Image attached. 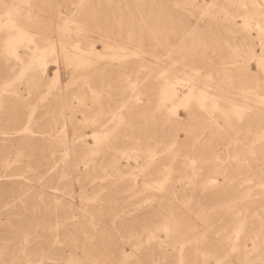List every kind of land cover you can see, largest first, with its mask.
Here are the masks:
<instances>
[{
	"label": "rangeland",
	"instance_id": "1",
	"mask_svg": "<svg viewBox=\"0 0 264 264\" xmlns=\"http://www.w3.org/2000/svg\"><path fill=\"white\" fill-rule=\"evenodd\" d=\"M117 3L118 5H116ZM29 4L32 5L31 8H29ZM160 9L163 11L162 14ZM211 9L213 11H211ZM16 14L21 16L23 20ZM25 17L29 19V23L26 22L27 20ZM30 24L34 26L31 27ZM80 24L90 26L91 28L96 26V29L98 28L99 31L105 33V38L96 36V41L88 40L87 33L80 30ZM27 25L29 27H26ZM58 26L64 28V32H66L64 33L63 48L58 39L51 38L52 36L49 32L51 28L57 33L56 29ZM10 28L26 30L27 36L33 42H24L25 44L22 45H30L29 49L32 50L34 47V51L30 52L29 50V53H24V48L21 49L22 47H19L17 48L16 57L4 53L7 45L6 42L14 41L12 40V36H9V33H12ZM193 29L195 31H193ZM260 31L263 33H259ZM0 34V132H15L19 130V133L16 132L11 134V137L16 136V138H22V140L26 137V141L29 142V147L21 151V155L19 156L21 161L18 159L19 162H15L16 165L13 164L15 166L12 165L13 171H11V174H20L16 176L17 178L13 177L12 179L16 180L15 182H21V185L20 188L19 186L10 188L9 191L11 192L9 194L13 193V196L16 198L17 196H19V198L21 197V202L14 201V203H12L13 210H6L0 215V245L3 243L6 244L5 238H7L9 234L21 232L24 229L21 226L17 228V221L19 219L25 221L28 218H32L37 221L36 223L41 224L40 221L43 222L46 214H51L49 215L51 217L54 212L55 214L59 213L62 207V214L69 213V206L72 202L77 207L74 213L77 217L75 219L80 225L78 227V232L72 230L68 225L66 233H64L61 228L55 232L52 229L50 239L49 241L47 239V245L45 247L41 244L42 241L39 237V239L36 238L38 240L35 239L33 244H26L23 239H21L22 245L19 244L16 247L14 243H9V249L5 251V254H7L6 257L13 256L14 264H29L30 261L35 264H62L59 261L53 263V261H55L53 259H43V262L42 260L40 261L45 255L49 257L52 256L50 253H52L53 250V235L57 236L60 241V243H55L54 246L59 255L62 254L63 257L68 259L71 253L76 254L77 261L73 264H96V262L99 264H119L120 262L117 258L119 248H123L129 255H134V258H130V261H127L128 263L126 264H146L147 262L148 264H153L151 258L160 255L162 249L158 251V248H163V246H161L163 242L168 241L166 233L158 227L163 216H165L169 223V231L174 234V239L169 241L175 242L174 244L166 243V249L169 250L170 254H173L174 251L172 247L178 249L182 247L183 244V254L191 257L194 247V244H192L194 243L193 238H199V235L202 236L204 231L205 236H207L209 231V220H211V218H213V220L216 219L215 223L219 222L217 224L222 225L223 219L220 220L219 218L225 216L220 211L213 210L215 212L210 213V197L202 198V193H207L206 195H208V193L212 192V189H214L213 183H209L208 181L210 174L204 172L202 168L214 169L215 166L213 171L217 174L215 175L217 185L222 187L227 183V181L223 179L224 174V176L233 178L234 180L230 179V183L233 185V189L231 188L228 192L230 196H233L234 193L237 192L235 191L233 193L236 189V185H239L238 187H242L243 185L244 187H240V190L244 197L239 195V200L231 202V206L234 210L248 209L249 213H251V215H249L248 211H246V215L251 219L248 222L253 221L255 224H258L260 219V221H264V185H260L256 180L250 181L253 176H251L252 174L248 170L251 169L254 171L261 167L262 169L259 175L264 171V52L261 50V45L259 43V39L262 40L261 42H264V0H220V2L219 0H0ZM106 41L111 43L113 41L111 44L112 48L107 49L104 46ZM131 41L134 43L140 42L144 49H148L147 52L143 55L137 46L134 47L133 44H130ZM248 44H253L252 48L256 54L254 55L255 58L253 57L254 59L250 54ZM205 45L207 47H205ZM42 50L43 52H41ZM52 50L54 53L51 54ZM36 51L37 54H35ZM239 51H242V53ZM30 53L31 56L33 55V58H30ZM238 56H241V58ZM261 56L263 57L262 60L258 58ZM237 57L239 59L238 61ZM243 57L245 59H249L250 57L251 60L245 61ZM36 58L38 62L40 60V62L37 63L39 67L42 64L46 66L47 69L44 74L41 71V67L39 68L38 66L32 69L33 72H31L32 70L30 69L19 71L21 68L18 65L22 63L21 61H33L36 63ZM235 59L237 64L234 62ZM41 60L43 63H41ZM256 61L258 62L256 63ZM240 63L243 64V66ZM169 67H180L181 71H183V73L181 72L180 74V77H182L179 81L174 79L169 83L175 87L178 97L186 94L190 89H193L192 92L195 97L192 100L193 102L191 101L189 107L191 117L188 119L184 113V104L182 105L181 103V105L179 104L180 106L172 104L178 100L177 97L174 98L175 100L165 103L167 110L161 107V89L164 83L163 81L165 80H162L163 76L165 77L162 70L166 73ZM239 67H241V69ZM229 69L231 71L228 73L227 71ZM224 70H227L225 71L226 75ZM245 70L246 73L243 72ZM94 75H96V79H99V84H97L98 82L93 84L89 81L91 78H94ZM195 81H198L199 84L196 85V83H194ZM132 84H135V86H132ZM193 86H195V90ZM211 86L216 89L212 90ZM108 88L110 89L107 90ZM218 91H223V96L227 93L235 94V105L230 107L226 104V101L220 97L221 94ZM60 95L63 97L70 96L71 106L69 108H63L64 123L62 122V125L64 126L57 125L59 129L53 132L50 130L53 121L52 97ZM79 95H82L83 99ZM109 95L113 100L109 101L108 97H106ZM119 96L120 98L130 96V101L125 107L115 104L116 98L118 97L117 99H120ZM97 97L100 98L98 99ZM198 98L200 100H198ZM81 100H83V102ZM215 103L217 105H215ZM240 103H242V105ZM79 105L84 108L82 109ZM241 106H243L244 109ZM119 107H121L120 110ZM31 108L32 111H28L29 109L31 110ZM136 108L137 110H135ZM108 109H110V111ZM173 111H176L177 116L173 114ZM174 117L178 120L179 125ZM85 119L88 120L86 121ZM105 119L109 122L106 127H96L97 123ZM119 124L121 125L119 126ZM172 124L173 126H171ZM62 127H64V129ZM95 129L99 131V135L97 136L99 139L96 138ZM59 130L63 131V134H61L62 132H59ZM51 132L52 134H50ZM57 132L60 133V136ZM17 134H20V136ZM1 135H3V137L7 136L0 133V145L6 143V141H2L3 137ZM135 136L137 139V147L138 149L140 147L142 151L141 156L137 159L136 164L133 159L129 160V169L131 170L129 172L132 173H129V177L124 178L120 175L119 171H116V169L110 165L111 156L109 152L107 153L109 150H103L102 147L113 143L114 146H121L122 149H124V155H127L128 151H131L132 154L133 149L136 148L133 143V138ZM173 136L176 137V141L182 145L183 149L179 150L177 148V143L176 146L175 144L174 146L170 145V140L173 139ZM64 137L65 141L62 139ZM124 137L127 138L124 139ZM83 141L87 147H85V150L87 149L89 152L92 151L96 153L91 154L90 158L87 157V155L89 156L90 154L85 156V161L90 159V163L87 161L89 164L79 165L81 170L84 169L83 172L85 174L82 176L81 180L77 181V173L72 172L73 174H70L69 181H65L67 184L65 186L60 185L61 183L55 185V191L52 190L54 184L51 183L50 178L45 181V187H41L37 179L45 173V170L47 171V169H49L50 171V149L53 147L51 145H55L56 143V150H59L57 149V143L61 144L64 142L65 144L67 143L66 145L69 149L72 147L74 151H79V148H83L81 144L78 143ZM97 141L98 144L100 142L99 146L103 145L101 147L97 146L100 149L96 147L95 143H97ZM102 142H104V144ZM172 147L174 148L172 149ZM44 150L47 152L45 162L40 164L42 158L41 151ZM234 151L243 153V157L240 159L241 163L238 162L236 164L227 165L226 160L228 162L232 159L231 155ZM61 152L64 154V151H59L55 155V159L57 160V166L62 167L65 161H62L64 155ZM70 153L71 151L69 150V153L66 154L67 157L65 156L69 162L72 159V154ZM99 153L103 155V157L99 156ZM184 157H186L184 161L185 164H181V160ZM205 160L206 162H204ZM93 161L96 162L94 163L95 166H93ZM100 161L102 162L101 165H99ZM121 161L125 162L124 159H121ZM198 161L203 162V164H198ZM104 167L108 169L104 170ZM222 168L224 170L228 168L230 171L221 173ZM85 169H87V171ZM5 171L6 174L10 173L9 170L8 172L7 170ZM142 171H145V173ZM83 172L81 171V174ZM93 173L95 175H93ZM139 174L142 175L140 176ZM176 175L177 178L181 177V179L176 180ZM255 175L258 174L256 173ZM191 176L192 178L195 176L198 178L195 177L196 179L194 181V178L189 179ZM20 177H22L23 180H21ZM130 177H132L131 179H136L139 184L138 188L135 190L130 189L131 187L128 185V178L130 180ZM153 180L155 181L152 182ZM188 180L190 182H188ZM246 180L248 184H246ZM181 182L183 183L181 184ZM187 183L190 184L188 185ZM186 184L188 188L185 187ZM149 185L152 186L153 189L152 187L149 189ZM191 185L194 186L197 198L200 200L198 204L189 201L190 197H188L187 193ZM203 185L204 188L199 187ZM24 188H26L25 191ZM39 189L45 190L43 191L45 193L43 195L44 203L42 204L37 197L40 191ZM202 189L204 192H202ZM132 190L134 192H132ZM171 191L179 195L186 193L187 196L185 200L183 197H174L171 195ZM61 193L64 195L63 200H61V198L55 199V202L53 201L54 199L50 200L52 198L51 195L59 196ZM157 193L158 195H154ZM244 193L246 195L248 193L250 196H246ZM141 195L144 196L141 197ZM133 197H135L134 201L132 200ZM153 198H155V200H153ZM145 199L147 200L143 204ZM37 200L40 203H38ZM7 201H10V199ZM57 203H60V207L52 211L58 205ZM46 208L50 209L44 212V210H47ZM199 208H202L204 213L196 211ZM56 210H58V212H56ZM120 210L122 212L124 211L123 217L119 215L122 214ZM241 212L243 211H239L240 215L237 213L240 221L237 220V222L234 223L235 226H233L231 230L232 233L230 232L231 242L229 241L230 243H228L229 246L225 252V260L229 264H248V262L249 264H254L255 262V264H264V246H256V240L253 238L250 239L244 232H240V236L238 235L237 237L238 227L236 226H239L238 224L240 222H244L243 213ZM255 212L257 216L259 215L261 217L259 220L258 218H253V213ZM88 214L91 216L90 218L94 219L92 221L94 223V230H92V225H90ZM233 214L237 216L235 212H233ZM174 218L176 219L174 220ZM51 219L52 217L50 218V222ZM109 223L111 224V227H109L112 229L108 227ZM112 225H115V228L114 226L112 227ZM95 226L98 228L96 229ZM37 228L36 231L40 232V227L38 226ZM145 228L147 231H145ZM154 228L157 230L155 231ZM114 229H116V231H113ZM123 230L129 233L132 232L131 234H134L136 237L131 238V241L129 240L128 243V241L125 240L126 237ZM190 230L194 232H190ZM150 231L154 233L156 238L158 237L160 239L159 242L156 243L151 239H147L148 237L145 234ZM217 233L219 234V232L212 230V236L210 235V238L215 239L218 235ZM115 236L121 240H118ZM65 237L66 241L64 239ZM158 238L154 239V241H158ZM146 240L148 242L151 240L152 243L151 241L148 243ZM74 241H78L80 246L75 252L72 247L74 246ZM23 244H25V246ZM233 244H237V250L233 247ZM13 246L15 248L14 250L11 248ZM138 248L139 251H137ZM41 251H43L42 254L40 253ZM35 254H37L38 258ZM96 256H99L98 260H96ZM27 257L29 258L28 261H26L28 259ZM244 258L247 262H245ZM257 258H259L260 262ZM8 259L9 258H7V260ZM47 261L49 263H47ZM191 262V260L186 261L188 264ZM208 263L214 264V261L210 260Z\"/></svg>",
	"mask_w": 264,
	"mask_h": 264
},
{
	"label": "bare ground",
	"instance_id": "2",
	"mask_svg": "<svg viewBox=\"0 0 264 264\" xmlns=\"http://www.w3.org/2000/svg\"><path fill=\"white\" fill-rule=\"evenodd\" d=\"M27 1V0H26ZM125 1V0H124ZM138 1V0H137ZM144 1V0H143ZM218 1V0H217ZM155 2V1H154ZM219 2H220V0H219ZM110 3V2H109ZM18 4V3H17ZM80 4V3H79ZM189 4V3H188ZM116 5H118V3L116 4ZM27 6V5H26ZM32 7V5L31 4H29V8H31ZM150 7V6H149ZM176 7V6H175ZM193 7V6H192ZM207 7V6H206ZM205 7V8H206ZM59 8V7H58ZM161 8V7H160ZM188 8V7H187ZM137 10V9H136ZM160 11H161V14H162V10L160 9ZM210 11V10H209ZM211 11H213L212 9H211ZM23 12V11H22ZM64 12V11H63ZM208 12V11H207ZM27 13H28V11H27ZM143 13V12H142ZM201 13V12H200ZM18 14V13H17ZM16 14V15H17ZM29 14V13H28ZM57 14L59 15V13H58V11H57ZM27 15V14H26ZM57 15V16H58ZM226 15H228V14H226ZM17 16H19V15H17ZM29 16V15H28ZM27 17V16H26ZM26 17H25V19H26ZM216 17V16H215ZM219 17V16H218ZM229 17V16H228ZM233 17V16H232ZM263 17V16H262ZM19 18L21 19V20H23V18H21V16H19ZM211 18V17H210ZM208 19V18H207ZM217 19V18H216ZM27 21L26 22H28V18L26 19ZM234 20V19H233ZM65 21V20H64ZM67 21V20H66ZM212 21V20H211ZM228 21V20H227ZM232 21V20H231ZM250 22V21H249ZM29 23V22H28ZM31 23V22H30ZM212 23V22H211ZM234 23V22H233ZM232 23V24H233ZM5 24V23H4ZM10 24V23H9ZM172 24V23H171ZM251 24V23H250ZM256 24V23H255ZM31 25V27L32 26H34L33 24H30ZM81 26H79V28H80V30H82V31H84V32H86L87 33V38H88V40L90 39V41L91 40H95L96 39V36L98 37H102V38H105V33H103V32H101V31H99V29L97 28L96 29V26H93L92 28L90 27V26H87V25H84V24H80ZM207 25V24H206ZM210 25V24H209ZM216 25V24H215ZM234 25V24H233ZM249 26V25H248ZM247 26V27H248ZM26 27H29L28 25L26 26ZM172 27V26H171ZM192 27V26H191ZM246 27V28H247ZM94 28V29H93ZM195 28H196V26H195ZM258 28V27H257ZM11 29V28H10ZM260 29V28H259ZM12 30V33L10 34L9 33V36H12V40H14V41H12V42H6V47H5V50H4V53H6V54H9V55H12V56H14V57H16V55H17V48H19V47H22L21 49H23L24 48V53H29V46H24V45H22V44H25L24 42H27V43H29V42H33L28 36H27V31L26 30H20L19 28H14V29H11ZM79 30V31H80ZM172 30H173V28H172ZM217 30V29H216ZM56 31H57V33H55L54 32V30H52L51 28H50V34H51V38H55V39H58L59 40V42H60V44H61V47L63 48V43H64V33H66V32H64V28H62L61 26H58L57 27V29H56ZM193 31H195L194 29H193ZM259 31V30H258ZM262 31H263V29H262ZM262 31H260L259 33H261ZM185 32V31H184ZM183 32V33H184ZM191 32V31H190ZM246 32V31H245ZM202 33V32H201ZM263 33V32H262ZM194 34V33H193ZM220 34V33H219ZM1 35V34H0ZM231 35V34H230ZM263 35V34H262ZM261 35V36H262ZM198 36H200V35H198ZM243 36V35H242ZM197 37V36H196ZM220 37V36H219ZM154 38V37H153ZM1 39V38H0ZM199 39V38H198ZM219 39V38H218ZM72 40V39H71ZM166 40V39H165ZM165 40H164V42H165ZM48 41V40H47ZM96 41V40H95ZM129 41V40H128ZM210 41V40H209ZM250 41V40H249ZM259 43H260V45H261V50L264 52V42H261L262 40H260L259 39ZM51 42V41H50ZM99 42H100V40H99ZM200 42V41H199ZM251 42V41H250ZM26 43V44H27ZM49 43V42H48ZM48 43H47V45H48ZM112 43H113V41H112ZM111 42H108V41H106L105 43H104V46L107 48V49H109V48H112V44ZM202 43V42H201ZM242 43V42H241ZM1 44V43H0ZM51 44V43H50ZM89 44H91V43H89ZM130 44H133V46L134 47H138L140 50H141V52L143 53V55L147 52V50L148 49H144V47L142 46V44L140 43V42H137V43H134V42H130ZM244 44V43H243ZM4 45V44H3ZM2 45V46H3ZM79 45V44H78ZM249 45V44H248ZM252 45L253 44H251V45H249V51H250V54L252 55V58L254 57V55H256L255 54V52H254V49L252 48ZM57 46V45H56ZM182 46V45H181ZM180 46V47H181ZM230 46V45H229ZM240 46V45H239ZM239 46H236V47H239ZM52 47H53V45H52ZM190 47V46H189ZM204 47V46H203ZM202 47V48H203ZM205 47H207L206 45H205ZM235 47V46H234ZM244 47V46H243ZM247 47V46H246ZM61 48V49H62ZM171 48V47H170ZM224 48H226V47H224ZM248 48V47H247ZM246 48V49H247ZM0 49H1V47H0ZM33 49H34V47H33ZM30 50V52L31 51H34V50ZM144 49V50H143ZM181 49V48H180ZM3 50V49H2ZM36 50V49H35ZM232 50H234V49H232ZM238 50H239V48H238ZM240 50H241V47H240ZM231 51V50H230ZM248 51V50H247ZM41 52H43V50L41 51ZM239 52H241L242 53V51H239ZM40 53V52H39ZM38 53V54H39ZM52 53H54L53 52V50L51 51V54ZM232 53H233V51H232ZM241 53H237V54H241ZM35 54H37V51H36V53ZM44 54V53H43ZM42 54V55H43ZM50 54V55H51ZM27 55V54H26ZM45 55H46V53H45ZM247 55V54H246ZM263 55V54H262ZM152 56V55H151ZM245 56V55H244ZM250 56V55H249ZM7 57V56H6ZM27 57V56H26ZM29 57V56H28ZM33 58V55L31 56V53H30V58ZM42 57V56H41ZM43 57H44V55H43ZM48 57V56H47ZM128 57V56H127ZM132 57V56H131ZM236 57V56H235ZM234 57V58H235ZM238 57H240L241 58V56H238ZM238 57H237V61L239 60L238 59ZM19 58V57H18ZM17 58V59H18ZM38 58V57H37ZM36 58V59H37ZM134 58V57H133ZM144 58H146V57H144ZM233 58V57H232ZM244 58V57H243ZM247 58V57H246ZM255 58V57H254ZM253 58V59H254ZM258 58H261L260 60H262V56L261 57H258ZM257 58V59H258ZM4 59V58H3ZM35 59V60H36ZM45 59V58H44ZM166 59V58H165ZM230 59V58H229ZM245 59V58H244ZM249 59H250V57H249ZM248 58L247 59H245V61L247 60H249ZM10 60V59H9ZM21 60V59H20ZM31 60V59H30ZM34 60V59H33ZM145 60V59H144ZM170 60V59H169ZM251 60V59H250ZM5 61V60H4ZM45 61V60H44ZM168 61V60H167ZM244 61V60H243ZM22 63H20L18 66L21 68V70H19V71H22V70H32V69H34L35 67H37L38 65H37V63H39L40 62V60H39V62H38V59H37V61H36V63H34L33 61H21ZM231 62V61H230ZM233 62V61H232ZM234 62L237 64V62H236V59L234 60ZM258 61H256V63H257ZM41 63H43L42 62V60H41ZM149 63V62H148ZM234 63V64H235ZM245 63V62H244ZM261 63V62H260ZM45 64H46V62H45ZM152 64V63H151ZM177 64V63H176ZM241 64V63H240ZM259 64V63H258ZM242 66H243V64H241ZM247 65H248V63H247ZM246 65V66H247ZM6 66V65H5ZM164 66H166V65H164ZM163 66V67H164ZM210 66V65H209ZM233 66V65H232ZM258 66V65H257ZM39 67V66H38ZM41 71H42V73L44 74L45 72H46V66L44 65V64H42L41 66ZM39 67V68H40ZM235 67V66H234ZM237 67V66H236ZM264 67V66H263ZM111 68V67H110ZM227 68H229V67H227ZM226 68V69H227ZM240 69H241V67H239ZM12 69H13V67H12ZM15 69H17V68H15ZM139 69V68H138ZM231 69H232V67H231ZM243 69V68H242ZM83 70V69H82ZM233 70V69H232ZM244 70V69H243ZM37 71V70H36ZM225 71H227V70H224V72ZM229 71H231L230 69L227 71L228 73H229ZM31 72H33V70L31 71ZM153 72V71H152ZM181 72L183 73V71H181V68L179 67H177V68H174V67H169V68H167V72L165 73L163 70H162V73H163V75H165V77L163 76V78H162V80H164L163 82V86H162V89H161V95H162V98H161V102H160V104H161V107H163V109H165V110H167L166 109V107H165V103L166 102H171V100H175L174 98L175 97H177L178 98V100H176L174 103H172V104H175V105H181V103H182V105L183 106H185V114H186V117H187V119L188 118H190L191 117V111H190V104H191V101L194 99V94H193V92H192V90L193 89H190L186 94H184V95H182V96H180V97H178L177 96V93H176V89H175V87H173V85H170L169 83L171 82V80H176V81H179L180 79H181V77H180V74H181ZM195 72V71H194ZM197 72V71H196ZM199 72V71H198ZM243 72H245L246 73V70L245 71H243ZM27 73H28V71H27ZM161 73V74H162ZM240 73V72H239ZM160 74V75H161ZM5 75V74H4ZM131 75V74H130ZM225 75H226V72H225ZM162 76V75H161ZM208 76V75H207ZM46 77V76H45ZM217 77V76H216ZM223 77H225V76H223ZM58 78V77H57ZM102 78V77H101ZM126 78V77H125ZM207 78V77H206ZM227 78V77H226ZM234 78V77H233ZM244 78V77H243ZM45 79V78H44ZM109 79V78H108ZM224 79V78H223ZM58 80V79H57ZM103 80V79H102ZM122 80V79H121ZM212 80V79H211ZM230 80V79H229ZM231 80H232V77H231ZM230 80V81H231ZM234 80V79H233ZM6 81H8V80H6ZM81 81V80H80ZM90 82H92L93 84H96L97 82V84H99L100 83V81H99V79H96V75H94V78H91L90 80H89ZM148 82V81H147ZM159 82V81H158ZM229 82V81H228ZM255 82H256V80H255ZM258 82V81H257ZM30 83V82H29ZM29 83H27V84H29ZM56 83H58V82H56ZM74 83V82H73ZM135 83V82H134ZM156 83V82H155ZM194 83H196V85L197 84H199V82L198 81H195ZM215 83V82H214ZM213 83V84H214ZM5 84V83H4ZM4 84H3V86H4ZM90 84V83H89ZM93 84H91V85H93ZM184 84V83H183ZM216 84V83H215ZM262 84V83H261ZM11 85V84H10ZM21 85V84H20ZM84 85H85V83H84ZM88 85V84H87ZM131 85V84H130ZM135 86V84H132V86ZM257 85V84H256ZM50 86V85H49ZM73 86V85H72ZM83 86V85H82ZM86 86V85H85ZM238 86H240V85H238ZM194 87V90H195V86H193ZM212 87V90L213 89H216L215 87H213V86H211ZM232 87V86H231ZM47 88H48V86H47ZM56 88V87H55ZM89 88V87H88ZM159 88V87H158ZM161 88V87H160ZM240 88V87H239ZM4 89V88H3ZM18 89V88H17ZM61 89H63V88H61ZM110 88H108L107 90H109ZM257 89H258V87H257ZM35 90V89H34ZM90 90H91V88H90ZM89 90V91H90ZM113 90V89H112ZM220 90V89H219ZM12 91V90H11ZM31 91V90H30ZM37 91V90H36ZM48 91V90H47ZM46 91V92H47ZM14 92V91H13ZM35 92V91H34ZM110 92V91H109ZM220 94H221V96L220 97H222L225 101H226V104H228L230 107H232L233 105H235V100H236V95L235 94H231V93H227L226 95H224L223 96V91H218ZM15 93V92H14ZM59 93V92H58ZM105 93V92H104ZM118 93V92H117ZM239 93V92H238ZM1 94V93H0ZM4 94H6V93H4ZM57 94V93H56ZM77 94V93H76ZM119 94V93H118ZM35 95V94H34ZM103 95H105V94H103ZM248 95V94H247ZM257 95V94H256ZM27 96H29V95H27ZM77 96V95H76ZM81 98H82V95H79ZM97 96V95H96ZM99 96V95H98ZM138 96V95H137ZM30 97V96H29ZM106 97H108V99H109V101H111V100H113V98L112 97H110V95L109 96H106ZM110 97V98H109ZM141 97V96H140ZM218 97V96H217ZM250 97H252V96H250ZM53 98V121H52V128L50 129L51 131H53V132H56L58 129H59V127H57V125H60V126H64V125H62L64 122H63V108H69L71 105V98H70V96H65V97H63L62 95H60V96H54V97H52ZM73 98V97H72ZM75 98H77V97H75ZM98 98V97H97ZM96 98V99H97ZM100 98V97H99ZM98 98V99H99ZM118 98V97H117ZM116 98V100H115V104L116 105H118V106H121V107H125L128 103H129V101H130V96H125L124 98H120V96H119V98L120 99H117ZM200 98V97H199ZM198 98V100H200ZM241 98H244V97H241ZM80 99V98H79ZM83 99V98H82ZM139 99V98H138ZM202 99V98H201ZM260 99V98H259ZM74 100V99H73ZM146 100V99H145ZM205 100V99H204ZM21 101V100H20ZM76 101V100H75ZM82 102H83V100H81ZM80 101V102H81ZM178 101V102H177ZM220 101H221V99H220ZM219 101V102H220ZM1 102V101H0ZM79 102V101H78ZM96 102H97V100H96ZM108 102V101H107ZM193 102V101H192ZM199 102V101H198ZM215 102V101H214ZM92 103V102H91ZM177 103V104H176ZM197 103V102H196ZM200 103V102H199ZM217 103V102H216ZM215 103V105H217ZM26 104V103H25ZM80 104V103H79ZM138 104V103H137ZM146 104V103H145ZM169 104V103H168ZM241 105H242V103H240ZM74 105H75V103H74ZM179 105V106H180ZM212 105H213V103H212ZM25 106V105H24ZM28 106V105H27ZM80 106V105H79ZM78 106V107H79ZM83 106V105H82ZM101 106V105H100ZM108 106V105H107ZM137 106V105H136ZM206 106V105H205ZM240 106V105H239ZM247 106V105H246ZM33 107V106H32ZM49 107V106H48ZM81 107V106H80ZM103 107V106H102ZM121 107H119V110H120V108ZM138 107V106H137ZM182 107V106H181ZM242 108H243V106H241ZM240 107V108H241ZM249 107V106H248ZM11 108V107H10ZM28 108V107H27ZM75 108V107H74ZM82 109L84 108V107H81ZM109 108V107H108ZM180 108V107H179ZM183 108V107H182ZM199 108V107H198ZM251 108V107H250ZM77 109V108H76ZM81 109V110H82ZM156 109V108H155ZM184 109V108H183ZM205 109V108H204ZM244 109V108H243ZM247 109V108H246ZM249 109V108H248ZM14 110V109H13ZM90 110V109H89ZM109 111H110V109H108ZM135 110H137V108L135 109ZM162 110V109H161ZM164 110V111H165ZM200 110V109H199ZM221 110V109H220ZM231 110V109H230ZM28 111H32V108H31V110L29 109ZM52 111V110H51ZM72 111H73V109H72ZM160 111V110H159ZM171 111V110H170ZM253 111V110H252ZM257 111V110H256ZM112 112V111H111ZM168 112V111H167ZM231 112V111H230ZM229 112V113H230ZM2 113V112H1ZM66 113V112H65ZM99 113H101V112H99ZM130 113H131V111H130ZM163 113V112H162ZM218 113V112H217ZM248 113V112H247ZM14 114V113H13ZM30 114V113H29ZM28 114V115H29ZM84 114V113H83ZM82 114V115H83ZM106 114V113H105ZM110 114H113V113H110ZM135 115H137L136 113H134ZM173 114L174 115H176V111L174 112L173 111ZM232 114V113H231ZM102 115V114H101ZM120 115V114H119ZM149 115V114H148ZM225 115V114H224ZM223 115V116H224ZM105 116V115H104ZM110 116V115H109ZM170 116V115H169ZM177 116V115H176ZM212 116H213V114H212ZM71 117V116H70ZM82 117V116H81ZM100 117V116H99ZM98 117V118H99ZM107 117V116H106ZM105 117V118H106ZM122 117V116H121ZM144 117V116H143ZM97 118V117H96ZM101 118V117H100ZM102 118H104V117H102ZM141 118V117H140ZM210 118V117H209ZM27 119V118H26ZM119 119V118H118ZM154 119V118H153ZM174 119L177 121V124L179 125V122H178V120L174 117ZM52 120V119H51ZM86 120V119H85ZM88 120V119H87ZM86 120V121H87ZM212 120V119H211ZM243 120V119H242ZM44 121V120H43ZM118 121V120H117ZM142 121V120H141ZM193 121V120H192ZM215 121V120H214ZM33 122V121H32ZM63 122V123H62ZM85 122V121H84ZM99 122V121H98ZM119 122H121V121H119ZM153 122V121H152ZM87 123V122H86ZM109 124V122H108V120L107 119H105L104 121H101V122H99V123H97L96 125V127H101V126H107ZM118 124V123H117ZM215 124V123H214ZM121 124H119V126H120ZM129 125V124H128ZM82 126V125H81ZM147 126V125H146ZM171 126H173V124L171 125ZM216 126V125H215ZM258 127V126H257ZM63 129H64V127H62ZM82 128V127H81ZM93 128H94V126H93ZM116 128H118V127H116ZM130 128V127H129ZM145 128V127H144ZM61 129V128H60ZM108 129V128H107ZM207 129V128H206ZM49 130V131H50ZM62 130V129H61ZM114 130H115V128H114ZM161 130V129H160ZM231 130V129H230ZM260 130V129H259ZM1 131V130H0ZM28 131V130H27ZM95 133H96V138L97 139H99L97 136L99 135V131H97L96 129H95ZM112 131V130H111ZM131 131V130H130ZM233 131V130H232ZM19 133L20 131L18 130V131H12V132H0L1 134H5V135H7L6 137L4 136L3 137V135H1L3 138V142H5L6 141V143L4 144H1L0 145V215H1V213H3L4 211H12L13 210V208H12V206H13V204L12 203H14V201H20L21 202V197L19 198V196H17V198L16 197H14L13 195V193L12 194H9L11 191H9L10 190V188H16V186H19V188H20V185H21V182H19V181H17V182H15L16 180H13L12 178L13 177H16V176H18V175H20V174H16V175H13V174H11V171H13V166H15L16 165V163L17 162H19V156L21 155V151L23 150V149H25L26 147L28 148L29 147V142H27L26 141V137H24V139L22 140V138H16V136H12L11 137V134H14V133ZM59 132H62L61 134H63V131H60L59 130ZM26 134H29L28 132H25ZM58 133V132H57ZM94 133V134H95ZM22 134V133H21ZM23 134H24V132H23ZM50 134H52V132L50 133ZM59 134V136H60V133H58ZM9 135V136H8ZM18 135V134H17ZM25 135V134H24ZM23 135V136H24ZM110 135V134H109ZM108 135V136H109ZM113 135H114V133H113ZM202 135V134H201ZM18 136H20V134L18 135ZM33 136V135H32ZM79 136V135H78ZM175 136V135H174ZM173 136V139H171L170 140V145L172 146H174V144H175V146H176V143L178 144V149L180 150V149H183V147H182V145L180 144V143H178L177 141H176V137H174ZM36 137V136H35ZM40 137V136H39ZM43 137H45V136H43ZM42 137V138H43ZM56 137V136H55ZM75 137V136H74ZM81 137V136H80ZM109 137H111V136H109ZM133 137V136H132ZM139 137V136H138ZM236 137V136H235ZM59 138V137H58ZM94 138V137H93ZM101 138V137H100ZM115 138V137H114ZM125 138H127V137H124V139ZM190 138V137H189ZM255 138V137H254ZM264 138V137H263ZM53 139V138H52ZM55 139V138H54ZM56 139H57V137H56ZM61 139V138H60ZM59 139V140H60ZM63 140L65 139V137L64 138H62ZM78 139V138H77ZM95 139V138H94ZM109 139V138H108ZM82 140V139H81ZM130 140V139H129ZM136 136L133 138V143H134V145L136 146V148L135 149H133V153L131 154V151L129 152L128 151V153L127 152H125V153H127V155H124V149H122V147L121 146H114V144L112 143V144H109V145H105L104 147H102V149L103 150H109V151H107V153L109 152V155L111 156V159H110V165L112 166V167H114L115 169H116V171H119V173H120V175L122 176V177H124V178H126V177H129V175L132 173V172H129V171H131L129 168H130V165H129V160L130 159H133L134 160V162H135V164L137 163V159H139L140 158V156H141V149H140V147H139V149H138V147H137V144H136ZM260 140V139H259ZM262 140V139H261ZM65 141V140H64ZM103 141V140H102ZM105 141V140H104ZM114 141H116V140H114ZM113 141V142H114ZM127 141V140H126ZM131 141V140H130ZM255 141V140H254ZM110 142V141H109ZM194 142V141H193ZM262 142V141H261ZM51 143H52V140H51ZM55 143V142H54ZM103 144H104V142H102ZM67 144V143H66ZM64 142H62L61 144H59V143H57V149H59V150H56V143H55V145H51V146H53V147H51V149H50V158H51V168H50V171H49V169H47V171L45 170V173L44 174H42L40 177H38V184L39 185H41V187H43L44 186V183H45V181L47 180V179H49L50 178V180H51V183L52 184H54V186H53V188H52V190H54V188H55V185H58V184H60V185H66L67 184V182H65V181H69V176H70V174L72 173V172H76L77 173V181L78 180H81V178H82V176L83 175H85L84 174V172H83V170H81L80 168H79V165H85V164H89L91 161H89V160H87V161H89V163H87V161H85V156L87 155V154H90L89 156L87 155V157L88 158H90V156H91V154H95L94 152H92V151H87V149L85 150V147H86V145H85V142L83 141V142H79L78 144H81V146H82V148L83 149H80L79 148V151H74L73 149H72V147L69 149L68 147H67V145H66ZM94 144V143H93ZM96 144V147L97 146H99V144H100V142H99V144H98V141H97V143H95ZM194 144V143H193ZM169 145V146H170ZM101 146H103V145H100L99 147H101ZM170 146V147H171ZM253 146V145H252ZM88 147H90V146H88ZM95 147V146H94ZM93 147V148H94ZM234 147H235V145H234ZM87 148V147H86ZM98 148V147H97ZM133 148V147H132ZM174 147H172V149H173ZM96 149V148H95ZM98 149H100V148H98ZM126 149V148H125ZM192 149V148H191ZM69 150L71 151V153L70 154H72V159H71V161L69 162V161H67V156H66V154H68L69 153ZM127 150V149H126ZM132 150V149H131ZM59 151H64V156H63V162L65 161V163L62 165V167L61 166H57V164H56V162H57V160L55 159V155L59 152ZM97 151V150H96ZM163 151V150H162ZM42 152V154H41V161H40V164H42L43 162H45V158H46V153L47 152H45V150L44 151H41ZM102 152V151H101ZM154 152V151H153ZM14 153H15V155H14ZM169 153V152H168ZM220 153V152H219ZM259 153V152H258ZM98 154V153H97ZM118 154V155H117ZM154 154V153H153ZM159 154V153H158ZM162 154V153H161ZM164 154V153H163ZM13 155H14V157H16V158H14L13 157ZM17 155V156H16ZM58 155H60V154H58ZM143 155V154H142ZM157 155V154H156ZM167 155V154H166ZM61 156V155H60ZM66 156V157H65ZM99 156H102L103 157V155H100V153H99ZM145 156V155H144ZM144 156H142V157H144ZM187 156V155H186ZM230 156V155H229ZM161 157V156H160ZM159 157V158H160ZM198 157V156H197ZM231 157H232V159L231 160H229L228 162H227V160H226V164L227 165H229V164H236V163H238V162H240V159H241V157H243V153L242 152H240V151H234V152H232V155H231ZM59 158H61V157H59ZM65 158H66V160H65ZM144 158H146V157H144ZM149 158V157H148ZM19 159V160H18ZM69 159V158H68ZM121 159H124L125 160V162H122L121 161ZM147 159V158H146ZM187 159H188V157H187ZM229 159V158H228ZM91 160H92V157H91ZM186 160V157H184L182 160H181V164L183 163V164H185L184 163V161ZM21 161V160H20ZM103 161V160H102ZM109 161V160H108ZM209 161V160H208ZM207 161V162H208ZM210 161H211V159H210ZM243 161V160H242ZM16 162V163H15ZM133 162V161H132ZM147 162V161H146ZM154 162V161H153ZM204 162H206V160L204 161ZM59 163H61V162H59ZM58 163V164H59ZM94 163H96L95 161H93V166H95V164ZM101 161H100V164L99 165H101ZM190 163V162H189ZM192 163H195V162H192ZM199 163H201V165L203 164V162H199L198 161V164ZM211 163V162H210ZM241 163V162H240ZM264 163V162H263ZM13 164H15V165H13ZM143 164V163H142ZM147 164V163H146ZM153 164V163H152ZM243 164H245V163H243ZM13 165V166H12ZM29 165V164H28ZM242 165V164H241ZM44 166H45V163H44ZM107 166V165H106ZM110 166V167H111ZM146 166V165H145ZM180 166H182V165H180ZM185 166V165H184ZM183 166V167H184ZM205 166V165H204ZM220 166H222V165H220ZM220 166H219V168H220ZM264 166V165H263ZM59 167H61V168H59ZM83 167H85V166H83ZM110 167H109V169H110ZM136 167V166H135ZM150 167H151V165H150ZM162 167V166H161ZM160 167V168H161ZM246 167H248V166H246ZM86 168V167H85ZM105 168V167H104ZM145 168V167H144ZM148 168V167H147ZM224 168V167H223ZM221 169V173H226L227 171H230V170H228V168H226L225 170L224 169ZM108 169V168H107ZM106 168L104 169V170H107ZM113 169V168H112ZM112 169H111V171H112ZM139 169H140V167H139ZM138 169V170H139ZM193 169H194V167H193ZM192 169V170H193ZM214 169H215V166H214ZM214 169H205V168H202V170L204 171V172H206V173H208V174H210L209 175V177H208V181H209V183H213L212 185L214 186V189H212V192H210V193H208V195H206V194H201L203 197L202 198H204V197H207V198H209V202L211 203V209H209L210 210V213H213V212H215V211H220V212H222V214H224L225 216H221V218H219L220 220L221 219H223L222 221H223V224L222 225H219V224H217V223H219V222H216L215 223V220H213V218H211V220H209V231H208V235L207 236H205V234H204V232L202 233V236L201 235H199L200 237L199 238H193V240H194V243H192V244H194L193 246V253H192V256L190 257V256H187V255H184L183 254V249H182V247H184V245L182 244V247H179L178 249H176V248H174V247H172V250L174 251V253H175V255H174V253L173 254H170L169 253V250L168 249H166L167 247H165V246H167V245H165L166 243H171V244H174L175 242H171V241H169V240H172V239H174V234L172 233V232H170L169 231V223H168V221H167V219L165 218V216H163L162 217V219L160 220V223H159V228H161V230L162 231H164L165 233H166V235H167V237H168V241H164L163 242V244L161 245V246H163V248H158V251L159 250H161L162 249V251L160 252L161 254L160 255H158V256H153L152 258H151V260H152V262H153V264H188V263H186V261H189V260H191L192 262L190 263V264H209L208 262L210 261V260H212V261H214V264H229L225 259H226V254H225V252H226V250L228 249L227 247L229 246V244L228 243H230L231 241V238H230V232H231V230L233 229V226H235L234 225V223L235 222H237V220H239L240 221V218H238V214L237 213H239V211H243V212H241V213H243V220H244V222L243 223H241V225H240V223L238 224L239 226H236V227H238V230H237V237H238V235L240 236V232H244L245 233V235L246 236H248L250 239L251 238H253L254 240H256V246H259V245H262V246H264V221L262 222V221H260L259 220V218H261L259 215L257 216L256 215V212L255 213H253L254 214V216H253V218H258V220H259V223L258 224H255L253 221H250V222H248L249 220H251V219H249V217L246 215V211H248V213H249V210L248 209H244V210H240V209H235L234 210V208L231 206V202H233V201H238L239 200V195H242L243 196V194H241V190H240V187H238L237 185H236V189L233 191V193L235 192V191H237V192H235L234 193V195L233 196H230V195H228V192H229V190L232 188L233 189V185L230 183V179H233V178H229L228 176H224L223 174V179L224 180H226L227 181V183L225 184V186L224 187H222V186H220V185H217V179H216V177H215V175H217L216 174V172L214 173ZM237 169V168H236ZM262 168L260 167V168H257L256 170H254V171H252L251 169H248L250 172H251V176H253V177H251V179H250V181H253V180H256V182L257 183H259L260 185H264V175H263V172L261 173V175H259L260 174V170H261ZM5 170H7V172H8V170H9V174L7 173H5L6 171ZM27 170V169H26ZM86 171H87V169H85ZM133 170V169H132ZM137 170V169H136ZM144 170H146V169H144ZM217 170H220V169H217ZM81 171L83 172L82 174H81ZM193 171H195V170H193ZM239 171V170H238ZM93 172H94V170H93ZM138 172V171H137ZM143 172V171H142ZM157 172V171H156ZM160 172V171H159ZM158 172V173H159ZM168 172V171H167ZM188 172V171H187ZM198 172V171H197ZM196 172V173H197ZM217 172H219V171H217ZM118 173V172H117ZM130 173V174H129ZM141 173V172H140ZM143 173H145V171L143 172ZM194 173V172H193ZM201 173V172H200ZM258 174V175H255V174ZM73 174V173H72ZM102 174H103V172H102ZM106 174V173H105ZM161 174H162V171H161ZM165 174H166V172H165ZM175 174V173H174ZM186 174V173H185ZM93 175H95L94 173H93ZM140 175V174H139ZM142 175V174H141ZM140 175V176H141ZM159 175V174H158ZM187 175V174H186ZM186 175H184V176H186ZM192 175V174H191ZM107 176V175H106ZM113 176V175H112ZM118 176V175H117ZM121 176H119V177H121ZM155 176H156V174H155ZM180 176V175H179ZM197 176V175H196ZM195 176V177H196ZM158 177V176H157ZM164 177V176H163ZM188 177V176H187ZM186 177V178H187ZM193 177L194 178V181H195V179L196 178H198V177ZM200 177V176H199ZM17 178V177H16ZM21 178V180H23L22 179V177H20ZM19 178V179H20ZM85 178V177H84ZM83 178V179H84ZM88 178H89V176H88ZM97 178V177H96ZM102 178V177H101ZM132 177H130V180H129V178H128V185L131 187L130 189H133V190H135V189H137L138 188V182H137V180L136 179H131ZM136 178V177H135ZM171 178V177H170ZM169 178V179H170ZM193 179L192 178V176L191 177H189V179ZM243 178V177H242ZM102 179H104V178H102ZM108 179V178H107ZM162 179H164V178H162ZM172 179V178H171ZM176 180H179V179H181V177H178L177 178V175H176V178H175ZM184 179V178H183ZM64 180V181H63ZM97 180V179H96ZM95 180V181H96ZM115 180H118V179H115ZM120 180V179H119ZM125 180V179H124ZM157 180V179H156ZM234 180V179H233ZM242 180V179H241ZM244 180V179H243ZM25 181V180H24ZM94 181V180H93ZM113 181V180H112ZM121 181V180H120ZM119 181V182H120ZM123 181V180H122ZM155 180H153L152 182H154ZM182 181V180H181ZM247 181V180H246ZM6 182V183H5ZM106 182H107V180H106ZM116 182V181H115ZM178 182V181H177ZM184 182V181H183ZM183 182H181V184L183 183ZM188 182H190L189 180H188ZM29 183V182H28ZM50 183V184H51ZM103 183V182H102ZM122 183V182H121ZM156 183V182H155ZM172 183V182H171ZM245 183V182H244ZM252 183V182H251ZM117 184H118V181H117ZM142 184H143V182H142ZM185 184V183H184ZM183 184V185H184ZM188 184V183H187ZM185 185V187H187L188 185ZM208 184V183H207ZM242 184H243V182H242ZM246 184H248V181H247V183ZM144 185V184H143ZM147 185V184H146ZM153 185H154V183H153ZM156 185H158V184H156ZM169 185V184H168ZM175 185H177V184H175ZM193 185V184H192ZM190 186L189 188H190V190L188 191V197H190V200L189 201H191V202H195V203H200V200H198V198H197V194L195 193V190H194V186ZM250 185V184H249ZM252 185V184H251ZM256 185V184H255ZM258 185V184H257ZM150 186V185H149ZM246 186V185H245ZM45 187V186H44ZM151 187L152 186H150V188L149 189H151ZM158 187V186H157ZM199 187H203L204 188V185L203 186H199ZM244 186L242 185V187L241 188H243ZM65 188V187H64ZM146 188V187H145ZM166 188V187H165ZM164 188V189H165ZM188 188V187H187ZM25 189L26 188H24V191H25ZM30 189H31V187H30ZM33 189V188H32ZM40 189H42V188H40ZM39 189V190H40ZM70 189V188H69ZM130 189L128 188V190L130 191ZM147 189V188H146ZM152 189H153V187H152ZM156 189H158V188H156ZM206 189V188H205ZM247 189V188H246ZM249 189V188H248ZM264 189V188H263ZM20 190V189H19ZM52 190H51V192H52ZM64 190V189H63ZM62 190V191H63ZM132 190V192H134ZM148 190V189H147ZM173 190V189H172ZM256 190H258V189H256ZM31 191V190H30ZM30 191H29V193H30ZM43 191H45L44 189L43 190H40L39 191V193H38V195H37V197H38V199H39V201L41 202V204L42 203H44L43 202V195H44V193L45 192H43ZM55 191V190H54ZM83 191V190H82ZM103 191V190H102ZM149 191V190H148ZM248 191H250V190H248ZM35 192V191H34ZM84 192V191H83ZM127 192V191H126ZM160 192V191H159ZM165 192V191H164ZM184 192V191H183ZM202 192H204V190L202 189ZM252 192V191H251ZM28 193V192H27ZM28 193V194H29ZM124 193V192H123ZM144 193V192H143ZM149 193H151V192H149ZM249 193V192H248ZM247 193V195H249ZM36 194V193H35ZM66 194V193H65ZM125 194V193H124ZM130 194V193H129ZM142 194V193H141ZM145 194V193H144ZM187 194L186 193H184L183 195H179L178 193H172V191H171V195H173L174 197H183L184 198V200H185V197L187 196ZM245 194V193H244ZM25 195V194H24ZM23 195V196H24ZM30 195V194H29ZM68 195V194H67ZM97 195H98V193H97ZM100 195V194H99ZM120 195V194H119ZM126 195H127V193H126ZM153 195V194H152ZM154 195H158V193L157 194H154ZM165 195V194H164ZM246 195V194H245ZM246 195V196H247ZM263 195V194H262ZM60 196V197H59ZM59 196H56V195H51V199L50 200H52V199H54L53 201L55 202V199H57V198H61V200H63L64 198V195H63V193H61V195L59 194ZM84 196V195H83ZM110 196V195H109ZM136 196V195H135ZM139 196V195H138ZM142 196H144V195H141V197ZM159 196H161V195H159ZM241 196V197H242ZM245 196V197H246ZM250 196V195H249ZM173 197V198H174ZM244 197V196H243ZM13 198V199H12ZM66 198V197H65ZM139 198V197H138ZM247 198V197H246ZM256 198V197H255ZM258 198V197H257ZM8 199H10V201H7ZM67 199V198H66ZM96 199V198H95ZM94 199V200H95ZM113 199V198H112ZM129 199H130V197H129ZM132 199V198H131ZM241 199V198H240ZM248 199V198H247ZM48 200V199H47ZM60 200V199H59ZM70 200V199H69ZM69 200H67V201H69ZM81 200V199H80ZM91 200V199H90ZM133 201L135 200V197H133V199H132ZM147 199H145L144 201H143V204H144V202L146 201ZM153 200H155V198H153ZM159 200V199H158ZM38 201V200H37ZM38 201V203H40ZM44 201H46V200H44ZM49 201V200H48ZM66 201V200H65ZM71 201V200H70ZM98 201V200H97ZM138 201V200H137ZM149 201V200H148ZM167 201V200H166ZM177 201V200H176ZM183 201V200H182ZM241 201V200H240ZM53 202V203H54ZM57 202V201H56ZM60 202V201H59ZM94 202V201H93ZM117 202V201H116ZM151 202V201H150ZM159 202H160V200H159ZM242 202V201H241ZM240 202V203H241ZM75 203V202H74ZM115 203V202H114ZM250 203H251V201H250ZM12 204V205H11ZM16 204V203H15ZM58 205L54 208V210H52V211H55V209L56 208H59L60 206H59V204L60 203H57ZM98 204H100V203H98ZM116 204V203H115ZM150 204V203H149ZM187 204V203H186ZM253 204H254V202H253ZM252 204V205H253ZM51 205H52V203H51ZM125 205V204H124ZM151 205H152V203H151ZM258 205V204H257ZM25 206V205H24ZM38 206V205H37ZM41 206V205H40ZM45 206V205H44ZM92 206V205H91ZM117 206V205H116ZM48 207H50V206H48ZM52 207V206H51ZM61 207H62V205H61ZM70 207V209L68 208V207H66V208H68L69 209V213H67V214H62L61 213V211H62V209H63V207L61 208V210H60V212L59 213H57V214H55V212L53 213V215L51 216L52 217V219H51V222H50V216L49 215H51V214H46L45 215V213H44V215H45V217H44V219H43V222L42 221H40L41 222V224H39V223H36L37 221H35L34 219H32V218H28L27 220H21V219H19L18 221H17V228H18V226H21V227H23L24 229L21 231V232H14L13 234H9V236H7V238H5V241H6V244L5 243H3V244H1L0 245V264H14V262H13V260H14V258H13V256H11V257H6L7 256V254H5V251L7 250V249H9V246H10V244L9 243H14L15 244V247L16 246H18L19 244L20 245H22V243H21V239H23L24 240V242L26 243V244H33L34 243V241H35V239L36 238H40V240L42 241L41 242V244H43V246L45 247L46 245H47V239H48V241H49V239H50V236H51V232H52V229L54 230V232L55 231H57L59 228H61V229H63V231H64V233H66V229H67V227L69 226L72 230H76V232H78V227L80 226L79 225V223L77 222V220L75 219V218H77L76 216H75V213H74V211L77 209V207L75 206V204H73V202L71 203V205L69 206ZM110 207V206H109ZM37 208V207H36ZM43 208V207H42ZM41 208V209H42ZM126 208V207H125ZM134 208V207H133ZM233 208V209H232ZM15 209V208H14ZM47 210H44V212L45 211H49L48 209H50V208H46ZM121 209V208H120ZM154 209V208H153ZM16 210V209H15ZM35 210V209H34ZM66 210V209H65ZM135 210V209H134ZM143 210V209H142ZM208 210V211H209ZM213 210H215V211H213ZM262 210V209H261ZM264 210V209H263ZM33 211V210H32ZM52 211H50V212H52ZM136 211V210H135ZM196 211H200V212H203L204 210L202 209V208H199L198 210H196ZM34 212H36V211H34ZM33 212V213H34ZM49 212V213H50ZM56 212H58V210H56ZM63 212V211H62ZM78 212V211H77ZM120 212H122L121 210H120ZM124 212V211H123ZM123 212H122V214H119L120 216H122L123 215ZM133 212V211H132ZM190 212V211H189ZM233 212H235L236 214H237V216L236 215H234L233 214ZM116 213V212H115ZM134 213V212H133ZM199 213V212H198ZM204 213V212H203ZM130 214V213H129ZM89 215V214H88ZM115 215V214H114ZM118 215V214H117ZM118 215V216H119ZM128 215V214H127ZM133 215V214H132ZM203 215V214H202ZM206 215H207V213H206ZM209 215V214H208ZM239 215H240V213H239ZM249 215H251V213H249ZM34 216H35V213H34ZM119 216V217H120ZM130 216V215H129ZM43 217V216H42ZM91 216L89 215V219H90V225H92V230H94V227H93V225H94V223L92 222L94 219H92V218H90ZM123 217V216H122ZM127 217V216H126ZM187 217V216H186ZM103 218V217H102ZM113 218V217H112ZM116 218H118V217H116ZM114 219V218H113ZM176 218H174V220H175ZM209 219V218H208ZM121 220H122V218H121ZM119 221V220H118ZM109 222H111V221H109ZM115 222V221H114ZM205 222V221H204ZM206 222H208V221H206ZM113 223V222H112ZM174 223V222H173ZM191 224V223H190ZM68 225V226H67ZM108 225V224H107ZM111 224L109 223V225H108V227L110 226ZM202 225H204V224H202ZM40 227V229H41V231L40 232H37L36 231V228L37 227ZM97 226V225H96ZM95 226V228L97 229L98 227H96ZM114 226V228H115V225H112V227ZM205 226V225H204ZM203 226V227H204ZM111 227V226H110ZM109 227V228H110ZM155 227V226H154ZM90 228V227H89ZM191 228V227H190ZM235 228V227H234ZM38 229V228H37ZM110 229H112V228H110ZM155 229V228H154ZM193 229H194V227H193ZM196 229V228H195ZM157 229H155V231H156ZM160 230V229H159ZM212 230H215L216 232H219V234L217 235V237L215 238V239H212V238H210V235H211V231ZM110 231H112V230H110ZM113 231H116V229H114ZM144 231V230H143ZM145 231H147L146 230V228H145ZM149 231V230H148ZM174 231V230H173ZM175 231H176V229H175ZM120 232V231H119ZM190 232H194V231H191L190 230ZM115 233V232H114ZM113 233V234H114ZM123 233L125 234V240H127L128 241V243H129V240L131 239V238H133V237H136L134 234H131V233H129V232H125L124 230H123ZM136 233V232H135ZM232 233V232H231ZM234 233V232H233ZM240 233V234H239ZM71 234V233H70ZM69 234V235H70ZM94 234V233H93ZM116 234H118V233H116ZM139 234V233H138ZM177 234V233H176ZM103 235V234H102ZM115 235V234H114ZM143 235V234H142ZM148 238L147 239H151L153 242H159V238H158V241H154V239H157L156 237H155V235H154V233L153 232H149V233H147V234H145ZM160 235V234H159ZM192 235H193V233H192ZM65 236H67V235H65ZM70 236H72V235H70ZM69 236V237H70ZM139 236H140V234H139ZM145 236V237H146ZM212 236V235H211ZM115 237H117V236H115ZM118 237H119V235H118ZM117 237V238H118ZM38 238V239H39ZM114 238V237H113ZM123 238V237H122ZM248 238V239H249ZM38 239H36V240H38ZM53 240H52V253H50V254H52V256H43L41 259H40V261L42 260V262H43V259L45 260V259H53V260H55V261H53V263L54 262H60V263H62V264H73V263H75V261H77V256H76V254L75 253H71L69 256V258L68 259H66L65 257H63L62 256V254H58L57 253V251H56V249L54 248V246H55V243H60V241L58 240V238H57V236H55V235H53V238H52ZM65 239V241H66V237L64 238ZM63 239V240H64ZM67 239H69V238H67ZM72 239H73V237H72ZM71 239V240H72ZM93 239V238H92ZM104 239V238H103ZM141 239V238H140ZM181 239H182V237H181ZM117 240V239H116ZM118 240H121L120 238H118ZM118 240H117V242H118ZM150 240V241H151ZM167 240V239H166ZM90 241V240H89ZM131 241V240H130ZM137 241V240H136ZM147 241V240H146ZM149 241V242H150ZM152 241H151V243H152ZM174 241V240H173ZM230 241V242H229ZM238 241V240H237ZM237 241H236V243H237ZM93 242V241H92ZM120 242V241H119ZM121 242H123V241H121ZM137 242H139V241H137ZM148 242V241H147ZM148 242V243H149ZM180 242V241H179ZM252 242H253V240H252ZM74 243V244H73ZM72 244L74 245V246H72L73 247V251L75 252L77 249H79V244H78V241H74ZM161 243V242H160ZM254 243V242H253ZM252 243V244H253ZM122 244V243H121ZM136 244V243H135ZM159 244V243H158ZM24 246H25V244H23ZM59 245V244H58ZM62 245H63V243H62ZM61 245V246H62ZM91 245V244H90ZM188 245V244H187ZM27 246V245H26ZM60 246V247H61ZM70 246V245H69ZM171 246H173V245H171ZM179 246H181V245H179ZM28 247V246H27ZM59 247V246H58ZM62 247H64V246H62ZM71 247V248H72ZM95 247V246H94ZM141 247V246H140ZM233 247L234 248H236L237 247V244L235 245V244H233ZM11 248H13V250L15 249L14 248V246L13 247H11ZM21 248V247H20ZM26 248V247H25ZM82 248V247H81ZM134 248V247H133ZM17 249V248H16ZM135 249H137V248H135ZM142 249V248H141ZM240 249V248H239ZM244 249V248H243ZM246 249V248H245ZM236 250H237V248H236ZM103 251V250H102ZM134 251V250H133ZM137 251H139V248H138V250ZM152 251V250H151ZM12 252V251H11ZM20 252H22V251H20ZM145 252H147V251H145ZM244 252V251H243ZM19 253V252H18ZM24 253H25V251H24ZM41 254L43 253V251H41L40 252ZM83 253V252H82ZM257 253V252H256ZM21 254H23V253H21ZM20 255V254H19ZM24 255V254H23ZM39 255V254H38ZM86 255V254H85ZM230 255H231V253H230ZM256 255V254H255ZM35 256H37V254H35ZM101 256V255H100ZM138 256V255H137ZM148 256V255H147ZM32 257V256H31ZM41 257V256H40ZM68 257V256H67ZM244 257V256H243ZM7 258H9L8 260H7ZM26 258V257H25ZM24 258V259H25ZM28 258V257H27ZM37 258H38V256H37ZM113 258V257H112ZM117 258H118V261L120 262L119 264H126V263H128L127 261H130V258H134V255L132 256V254L131 255H129V254H127L126 253V251L123 249V248H119V251L117 252ZM139 258H141V257H139ZM138 258V259H139ZM99 259V256L97 257L96 256V260H98ZM129 259V260H128ZM258 259V261H259V258H257ZM29 260V258L26 260V261H28ZM35 260V259H34ZM49 260V261H50ZM66 260H67V262H66ZM134 260V259H133ZM244 260H245V258H244ZM260 260H261V258H260ZM36 261V260H35ZM146 261V260H145ZM257 261V262H258ZM25 262V261H24ZM41 262V263H42ZM89 262V261H88ZM106 262V261H105ZM110 262V261H109ZM157 262H159V263H157ZM245 262H247L246 260H245ZM260 262V261H259ZM262 262V261H261ZM20 263H21V261H20ZM35 264L34 262L32 263L31 261L29 262V264ZM38 263H39V261H38ZM47 263H49L48 261H47ZM52 263V262H51ZM94 263V262H93ZM139 263V262H138ZM144 263H146V262H144ZM150 263V262H149ZM243 263V262H242ZM253 263V262H252ZM256 263V262H255ZM254 263V264H255ZM28 264V263H27ZM37 264V263H36ZM56 264V263H55ZM57 264H59V263H57ZM77 264V263H76ZM89 264H91V263H89ZM96 264H99V263H97L96 262ZM140 264V263H139ZM146 264H148V262L146 263ZM152 264V263H151ZM248 264H249V262H248Z\"/></svg>",
	"mask_w": 264,
	"mask_h": 264
}]
</instances>
